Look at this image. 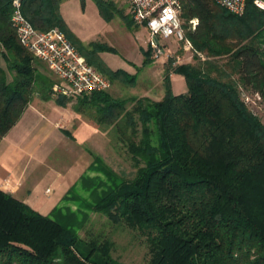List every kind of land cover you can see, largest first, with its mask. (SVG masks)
Returning a JSON list of instances; mask_svg holds the SVG:
<instances>
[{
  "label": "trees",
  "instance_id": "obj_1",
  "mask_svg": "<svg viewBox=\"0 0 264 264\" xmlns=\"http://www.w3.org/2000/svg\"><path fill=\"white\" fill-rule=\"evenodd\" d=\"M96 1L102 13L113 15L114 2ZM181 1L196 52L192 62L169 60L163 97L115 98L105 90L76 106L109 134L115 149L119 145L117 153L135 168L132 176L94 156L53 215L0 189V264H126L113 256V241L80 235L91 216L83 211L81 220L75 218L80 200L90 212L144 236L149 264H264V122L247 99L264 102V10L254 0H247L243 15L216 0ZM22 10L38 29L59 27L108 77L137 83L136 75L112 70L96 46L75 38L59 0H23ZM13 12V0H0V56L12 74L9 80L0 65V136L34 94L69 102L54 95L55 75L48 66L51 74L40 70L44 62L21 44ZM123 14L134 28L130 13ZM191 19H198L195 28ZM144 54L139 69L153 61ZM172 72L185 77L186 93L173 91Z\"/></svg>",
  "mask_w": 264,
  "mask_h": 264
},
{
  "label": "rangeland",
  "instance_id": "obj_2",
  "mask_svg": "<svg viewBox=\"0 0 264 264\" xmlns=\"http://www.w3.org/2000/svg\"><path fill=\"white\" fill-rule=\"evenodd\" d=\"M104 1L114 2V5L109 7V10L113 12V15L110 17L101 12L96 0H59L60 14L75 38L84 45L88 46L92 44L96 46L100 50V56L112 70L123 69L130 76L136 75L137 83L133 84V86L129 85L125 80L126 78L122 75L115 78L106 75L110 80V87L106 90L108 93L115 98L141 97L143 95L158 98L162 96L165 91L164 75L165 69L169 65L168 61H157L154 58L149 33L144 26H140L135 22H132L134 28L128 25L123 14H128L129 12L126 0ZM117 8L124 12H117ZM168 45L172 46L176 54L184 57L185 63L194 61L192 54L181 48L179 43L171 40L168 42ZM145 52L150 54L153 61L139 69L144 64ZM83 56L85 57V55ZM150 67H152V71L154 72L152 74L148 70ZM40 70L48 73V69L44 64H42ZM55 80L57 81L56 78ZM172 85L175 93H186L188 91V85L184 76H175L172 79ZM91 95L65 97L69 99L67 104L76 109L79 100ZM57 97H62V95H58ZM251 97H247L249 107L264 122V102L257 96ZM106 133H104L106 138L104 142L102 140L105 138H101L98 143H92L93 145L89 148L91 153L94 156L103 158L118 173L125 174L126 177L132 176L130 173L134 172L135 168L131 161L126 159V155L123 154L122 151L125 150L122 149L120 151L122 155H119L116 151L117 148L119 149V145L115 149L114 141ZM80 161V159H77L75 162L76 167ZM91 174L94 175L95 173ZM80 193L82 197L87 195L83 191ZM77 203L83 206L81 211H76L75 218L77 220L83 218V211L91 214L85 223L87 228L79 230L82 237L96 236L95 238L99 240L109 239L113 241V256L126 264H149V246L146 238L139 235L137 230L130 228L126 224L124 225V223L115 224L108 217H103V214L99 216V214L90 212V209L85 206L86 201L80 200ZM88 232H91V235Z\"/></svg>",
  "mask_w": 264,
  "mask_h": 264
},
{
  "label": "crops",
  "instance_id": "obj_3",
  "mask_svg": "<svg viewBox=\"0 0 264 264\" xmlns=\"http://www.w3.org/2000/svg\"><path fill=\"white\" fill-rule=\"evenodd\" d=\"M0 65L12 79L2 56ZM148 70L154 73L152 67ZM177 75L183 76L173 72L171 80ZM165 92L153 99H161ZM104 133L75 107L62 105L55 97L34 94L17 123L0 136V189L43 214L53 215L56 207L66 204L68 190L88 170L94 159L89 148L104 139ZM77 159L81 161L76 167Z\"/></svg>",
  "mask_w": 264,
  "mask_h": 264
},
{
  "label": "built area",
  "instance_id": "obj_4",
  "mask_svg": "<svg viewBox=\"0 0 264 264\" xmlns=\"http://www.w3.org/2000/svg\"><path fill=\"white\" fill-rule=\"evenodd\" d=\"M134 22L148 29L150 45L155 59L174 64L185 63L168 42L173 40L186 52H196L182 18L181 0H126ZM218 4L237 15H243L247 0H216ZM264 10V0H254ZM23 0H13L12 25L23 46L44 62L55 75L54 95L75 97L105 91L110 87L109 78L88 62L80 50L59 27L38 29L23 13ZM198 19L190 20L195 28Z\"/></svg>",
  "mask_w": 264,
  "mask_h": 264
}]
</instances>
